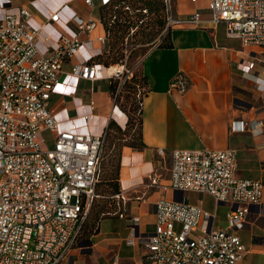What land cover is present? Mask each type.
<instances>
[{"label":"built area","instance_id":"obj_1","mask_svg":"<svg viewBox=\"0 0 264 264\" xmlns=\"http://www.w3.org/2000/svg\"><path fill=\"white\" fill-rule=\"evenodd\" d=\"M95 2L108 6L113 0H82L89 13L74 23L73 32L59 27L57 11L49 13L47 22L59 30L56 37L43 24H33L27 6L10 11L6 2H0V264H60L81 244L108 123L111 119L119 123L114 110L123 83L172 28L200 22L199 11L180 16L171 0H162L163 27L142 59L127 66L126 55L122 61L105 64L95 59L108 52L110 34L91 13ZM206 8L210 21L222 24L228 38L237 39L242 47L261 48L264 54V0H209ZM123 9L131 12L128 6ZM116 21L121 17L112 15L109 23ZM98 28L101 33L95 34ZM136 29L131 26L129 32ZM87 41L97 43L95 54L86 56L81 51ZM79 80L117 81L109 98L107 124L98 126V131L91 129L99 107L94 99L79 101L73 108L75 115L58 119L66 98L77 100ZM255 84L264 89V77L257 76ZM170 86L183 92L187 80L179 74ZM246 126L242 122L240 129ZM43 131L51 133V147L46 146ZM157 153L165 154L160 148ZM170 158L168 182L161 183L151 173L147 186L179 195L155 202L150 234L139 231V216L120 211L118 215L136 232L127 244L138 238L147 264H238L246 252L238 232L246 223L249 206L260 201L262 183L236 174L234 148L173 149ZM189 191L231 205L227 225L214 227L215 212L189 203ZM113 198L126 207L127 199L120 192ZM260 251L264 255V238ZM110 264H118L116 257Z\"/></svg>","mask_w":264,"mask_h":264},{"label":"crops","instance_id":"obj_2","mask_svg":"<svg viewBox=\"0 0 264 264\" xmlns=\"http://www.w3.org/2000/svg\"><path fill=\"white\" fill-rule=\"evenodd\" d=\"M208 1L171 0L177 15L199 11L200 22L172 28L162 44L145 54L137 69L146 88L141 103L144 145L140 149L129 146L121 149L119 192L127 199L126 207L109 206L97 220L93 219V230L86 235L88 239L75 247L60 264H110L114 257L118 264H147L139 239L134 238L132 245L127 244L126 239L136 232L118 212L125 210L130 215L139 216V231L152 233L155 202L162 198L172 199L179 192L147 186V175L154 173L161 183H167L171 150L203 148H234L236 174L262 183L260 201L249 206L246 223L238 232L246 248L238 264H264V255L260 251L264 238V89H257L255 84L257 76L264 77V54L258 47H242L237 39L225 35L222 24L212 23L211 13L206 8ZM0 2H6L10 11L20 5L27 6L33 24H43L53 37L59 30L47 22L49 13H59L58 25L67 32H73L74 23L89 13L82 0ZM99 12L100 6L95 2L91 13L99 17ZM100 33V28L95 30V34ZM96 47V42L87 41L81 51L89 56L92 52L95 54ZM106 47H109V41ZM179 74L187 80V88L183 92L170 86ZM100 81H105L102 88H94ZM100 81L79 80L75 94L77 100L66 98V107L58 114V119L75 115L73 108L79 101L87 103L94 99L99 107L91 129L98 131V126L106 125L111 93L108 80ZM117 109L114 117L123 126L126 115ZM242 122L247 123L244 130L240 129ZM256 122L261 123L259 127H255ZM159 148L164 150V155L157 153ZM186 195L189 203L215 212L214 227L227 225L231 205L215 202L208 194L189 191ZM76 255L84 256L76 260Z\"/></svg>","mask_w":264,"mask_h":264},{"label":"rangeland","instance_id":"obj_3","mask_svg":"<svg viewBox=\"0 0 264 264\" xmlns=\"http://www.w3.org/2000/svg\"><path fill=\"white\" fill-rule=\"evenodd\" d=\"M155 3L160 2L162 3V0H151ZM143 5L142 1H136L133 6L134 8L136 7H141ZM132 18L134 21L137 22V30L134 33H130L129 30L126 31L123 39H115L114 37H110L109 42H111L112 48L111 51L108 53H105L102 56V60H105V64L119 62L122 61L125 56L127 55V66H130L132 64H135L136 61H140L146 52L147 48L149 47V43L155 40L160 31L161 28H158L155 25V22L157 19H161L163 21V13L160 11L159 13L156 12H149L146 11L144 12L143 10L140 12H135L134 15H132ZM146 33L151 34V38L148 39L146 36ZM138 78L130 79L128 80L130 83L133 84V89L132 92L129 94L130 97L128 99L124 97V94L120 98L117 99L116 97V104L118 106V109L122 112H126L130 117V123L127 125L122 124L121 129H125L123 131L124 135L127 140H130L133 137V134H135V131H137L138 128V112H137V99L141 97L143 93V87L140 85L139 79V71L137 70L134 75ZM105 83V81H100L96 82L94 88H102V85ZM125 91V90H123ZM120 94V93H119ZM117 109V112H118ZM64 115V114H63ZM60 115V116H63ZM63 118V117H60ZM111 121L117 123L115 120L111 119ZM127 121V118H126ZM78 122H82L78 120ZM118 124V123H117ZM42 136L46 139V146L51 147L52 146V141L50 140L51 133L49 131H43ZM120 134L115 131V129H112L109 131V135L106 138V145L104 148V153H103V159L101 162L100 166V171L98 175V184L96 187V192L98 194L97 198L94 200V203L92 205L90 214L87 219L86 224H90V221H92V217L95 214L96 211H98L99 208L101 207H108L110 204H113L112 200L115 198H111L110 195L108 194L110 191V186H109V181L113 177V171H114V164H115V158H116V151H117V137H119ZM107 172L106 180L103 177V172ZM106 180V181H105ZM84 255H76L74 256V259L80 260V257H83Z\"/></svg>","mask_w":264,"mask_h":264},{"label":"trees","instance_id":"obj_4","mask_svg":"<svg viewBox=\"0 0 264 264\" xmlns=\"http://www.w3.org/2000/svg\"><path fill=\"white\" fill-rule=\"evenodd\" d=\"M136 1H142L143 5L141 7L134 8L133 4ZM124 6L130 7L131 12L129 13L127 10H124L123 9ZM163 8H164L163 3H160V2L155 3V2H153L151 0H113V2L110 5H108V6H100L99 18L101 19L105 29L108 30V32L110 34V37L111 38L114 37L115 39L118 40V39H123L126 31H128L131 26H136V27L138 26L137 22L134 21V19L132 18V15H134L135 12H140L142 10H145L144 12L149 11V12L159 13L161 11L163 13ZM112 15H116L118 17H121V21H116V23L110 24L109 22H110V18H111ZM163 24H164V21H162L161 19H157L156 22H155V25L158 28H162ZM146 36L148 37V39H150L152 37L150 33H146ZM160 44H162V42ZM112 48H114V46L112 47L111 42H109L108 52L111 51ZM101 58H102V56H99V57H97V60L105 62V60H102ZM136 78H138V77L135 74V75H133V77L131 79L135 80ZM138 80L140 81V85L143 87V93H142V95H143L144 92H145V89H146L145 88V82H144L142 76H139ZM116 87H117V81L108 80V91L111 94H113L115 92ZM123 90H125V91H123ZM132 90H134L133 89V84L130 83L129 81L124 82L122 87H121V90L119 92L120 94L118 93V95H117V99L120 98V95L121 94L123 95L124 92H125L124 97H126L128 99V97H130L129 94L132 92ZM142 95H141V97H139V99H137V112H138L137 122H138V128H137V131H135V134H133V137L130 140H127L125 137H123V135H124L123 131H125V129H121V125L119 123L117 124V123H115L113 121H110L108 123L107 137L109 135V131L112 130V129H115V131L120 134V136L117 137L118 141H117V144H116L117 151H116V158H115V164H114L113 177L109 181L110 182L109 183L110 191H109L108 194L110 195V197L112 199H113V195H115L116 193H119V168H120L121 149H122V147L123 146H129V147H132L134 149H140L144 145V143L142 141V133H141V103H142ZM124 114L126 115V118H127L126 124L128 125L130 123L131 117L126 112ZM105 145H106V143H105ZM103 153H104V151H103ZM102 159H103V155H102ZM102 159H101V162H102ZM100 166H101V163H100ZM99 171H100V169H99ZM106 176H107V172L105 171V172H103V177H105L104 179H106ZM106 180H109V179H106ZM98 182H99V180H98ZM98 182H97V184H98ZM97 184H96V187H97ZM96 187H95V196L93 198V201H92L88 216L90 214V211H91L92 205L94 203V200L98 196V194L96 192ZM112 202H113V204H110L109 206L120 207V203L118 201L115 202L114 199H113ZM106 210H107V207L99 208L98 211H96L95 214L93 215L92 220L93 219L97 220L99 215L102 212H105ZM119 212H118V214H119ZM88 216H87V219H88ZM87 219H86V221L84 223V226H83V229H82V233L80 235V242L81 243L88 239L86 237V235H89V233L92 232V230H93V222L90 221V224L89 223L86 224L87 223Z\"/></svg>","mask_w":264,"mask_h":264},{"label":"water","instance_id":"obj_5","mask_svg":"<svg viewBox=\"0 0 264 264\" xmlns=\"http://www.w3.org/2000/svg\"><path fill=\"white\" fill-rule=\"evenodd\" d=\"M88 244H90L89 242H87Z\"/></svg>","mask_w":264,"mask_h":264},{"label":"bare ground","instance_id":"obj_6","mask_svg":"<svg viewBox=\"0 0 264 264\" xmlns=\"http://www.w3.org/2000/svg\"><path fill=\"white\" fill-rule=\"evenodd\" d=\"M111 69H112V68H111ZM111 69H110V70H111ZM122 122H123V121H122Z\"/></svg>","mask_w":264,"mask_h":264}]
</instances>
